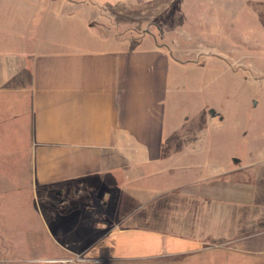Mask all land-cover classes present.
<instances>
[{"label":"crops","instance_id":"obj_1","mask_svg":"<svg viewBox=\"0 0 264 264\" xmlns=\"http://www.w3.org/2000/svg\"><path fill=\"white\" fill-rule=\"evenodd\" d=\"M139 1L0 0V154L16 171L14 192L0 188V260L64 264L56 261L74 255L19 259L8 206L26 187L40 205L38 225L56 231L58 251L73 249L68 237L79 245L98 234L86 247L108 264L195 258L218 240L241 256L264 254V141L256 145L249 130L236 163L196 166L206 160L203 142L223 137L185 128L180 69L172 67L181 58L163 36L144 34L131 44L90 34L103 10ZM85 198L92 201L82 204L86 218L101 221L91 227L84 218L79 233L64 232L60 223L71 215L62 207Z\"/></svg>","mask_w":264,"mask_h":264},{"label":"rangeland","instance_id":"obj_2","mask_svg":"<svg viewBox=\"0 0 264 264\" xmlns=\"http://www.w3.org/2000/svg\"><path fill=\"white\" fill-rule=\"evenodd\" d=\"M90 34L97 37L112 35L131 44L144 34L163 36L173 54L181 58L182 63H173L172 67L180 69V112L188 113L190 117L185 128H194L202 133H219L223 137L203 142L199 151L206 160L193 162L196 166L207 165L211 170H220L225 164L227 167L236 163L235 160L241 157L249 130L251 136L255 135L256 145L260 140L264 141V0H143L134 7L103 10L102 16L92 23ZM219 59L226 64H218ZM205 109L209 115L213 110L219 116H206L207 121H204L202 114ZM210 151L212 154L209 155ZM188 157L186 162H189ZM4 163L7 164V160L0 154V188L13 193L12 174L16 171L5 168ZM189 171L190 177L194 178L195 170ZM21 192L26 196L8 206L15 217V221L8 222L10 231L16 232L17 241L21 242L18 244L19 259L32 258L34 254L49 256L50 251H55L60 258L73 252L74 255L69 258L78 254L85 257L86 261L70 264H108L105 263L104 253L86 247L98 234L88 235L90 241L83 238V243L79 245L72 244L74 239L68 237V246L73 249L58 251L60 246L55 244L56 231L53 230L51 234L44 224L38 225L40 205L30 196V187ZM85 203L92 204V201L88 202L85 198L83 203L71 202L62 207L61 210L71 215L60 223L64 232H80V222L90 215L82 207ZM155 203H159L161 208L167 206L160 200ZM98 206L102 209L99 203ZM67 209L77 210L70 212ZM144 212L141 211V215ZM23 216L24 220H21ZM93 217L85 221L91 227L101 221ZM38 242L41 246H48L47 249H31ZM209 247L212 249L209 250ZM0 263L9 264L6 258L1 259ZM116 264H264V254L255 252L241 256L236 251L227 250L225 241L218 240L206 245L195 258L158 257Z\"/></svg>","mask_w":264,"mask_h":264},{"label":"built area","instance_id":"obj_3","mask_svg":"<svg viewBox=\"0 0 264 264\" xmlns=\"http://www.w3.org/2000/svg\"><path fill=\"white\" fill-rule=\"evenodd\" d=\"M90 259H87L89 261ZM86 258L83 257L82 255H75L73 258H66L63 260H57L56 262H62V263H74V262H85Z\"/></svg>","mask_w":264,"mask_h":264},{"label":"water","instance_id":"obj_4","mask_svg":"<svg viewBox=\"0 0 264 264\" xmlns=\"http://www.w3.org/2000/svg\"><path fill=\"white\" fill-rule=\"evenodd\" d=\"M213 115H215L214 113H212ZM58 195H61V193H58Z\"/></svg>","mask_w":264,"mask_h":264}]
</instances>
